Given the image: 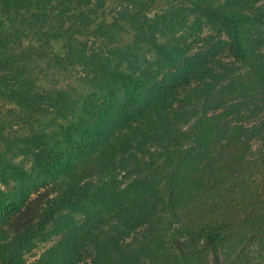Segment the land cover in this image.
<instances>
[{"label":"trees","instance_id":"1","mask_svg":"<svg viewBox=\"0 0 264 264\" xmlns=\"http://www.w3.org/2000/svg\"><path fill=\"white\" fill-rule=\"evenodd\" d=\"M90 1L0 0V264H264V0H120L91 32Z\"/></svg>","mask_w":264,"mask_h":264},{"label":"rangeland","instance_id":"2","mask_svg":"<svg viewBox=\"0 0 264 264\" xmlns=\"http://www.w3.org/2000/svg\"><path fill=\"white\" fill-rule=\"evenodd\" d=\"M150 3H151L152 13H156L158 11L168 9L173 6L180 5V3L176 0H150ZM124 8L125 5L120 0H92L87 5L80 6L77 9H74L72 12L77 14L85 13V15L89 18V23L91 24V27L88 29L91 32L94 31L101 24L106 23L108 25L115 22H119L117 18L118 13L123 11ZM11 28L12 25L10 21H8L7 18L0 12V32L7 33L11 30ZM184 33H187L186 36L187 38L190 39V41L196 42L195 43L196 48L194 52L207 49L209 47L206 46L208 42L209 44L210 43L214 44L217 41L226 39V36L223 33H220L217 27L212 24H206L204 27L198 28L196 31H190L189 33L185 31ZM75 37L76 39L84 43L88 42V40L93 41L92 39L88 38L86 35L76 34ZM96 43L97 45L105 48L106 50H110L113 47L112 44L107 43L106 39H100L96 41ZM120 44L123 45L124 47V51H123L124 53H131L132 55H136L135 61L137 59L140 60L142 57L146 56L147 52L139 46L134 47L133 40H131L130 37L128 36L122 38ZM54 50L56 51V53H59L61 55H66L69 51L68 40L64 39L60 42L54 43ZM58 83L59 84L61 83L60 85H64V84L67 85L70 83L72 86L75 87L79 85L73 80H67V79L64 81L62 79V82H58ZM9 112L18 113L19 108L13 103L0 99V117L5 116ZM33 129L35 130V127L32 128L27 125H18L12 127L11 129H7L6 133L14 137L25 136L34 133ZM114 173L119 174V176H121L119 170L115 171ZM61 240H62L61 236H56L50 240L37 242L35 245V249L27 254L26 256L27 260L29 262H32L38 259L45 250L57 244ZM211 263L212 264L218 263V260L216 259L214 254L212 255Z\"/></svg>","mask_w":264,"mask_h":264}]
</instances>
